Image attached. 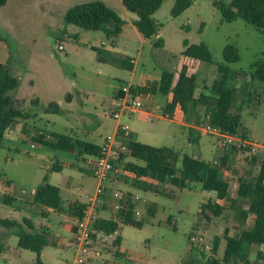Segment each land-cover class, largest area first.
<instances>
[{
  "label": "rangeland",
  "instance_id": "rangeland-1",
  "mask_svg": "<svg viewBox=\"0 0 264 264\" xmlns=\"http://www.w3.org/2000/svg\"><path fill=\"white\" fill-rule=\"evenodd\" d=\"M98 1L124 20L120 36H108L105 31L87 30L66 22L72 8ZM174 5L175 0H165L153 15L159 33L150 40L140 34L135 26L137 15L127 11L122 0H7L0 8V45L9 53L5 64H9L12 75L20 81L19 88L9 95L15 108L31 117L6 133L0 149V219L15 220L22 225L24 219H29L34 225L33 233L50 231L49 244L39 256L20 248L14 232L0 227L3 248L0 264L75 263L77 220L72 221L65 213H55L46 219L29 204L45 179L60 187L65 206L76 202L88 205L99 184L107 186L111 195L132 192L135 219L142 225L120 224L116 233L102 234V239L83 256L85 264H183L201 259L200 252L211 256L216 238L220 240L216 259L222 262L227 244L224 231L228 229L229 235L239 236L251 223L252 217L248 223H240L229 204L237 195L238 179L255 178L262 161L253 163L252 154L246 151L220 147L217 137L206 131L211 125L206 114L217 99L212 90L220 77L219 67L239 72L240 78L234 83L237 100L232 108V112L241 116L239 133L264 146V84L250 76L254 64L264 58V34L242 18L232 23L224 21L213 0H193V5L179 17L172 15ZM114 27L112 24L108 28ZM157 41H162L161 47L155 46ZM200 44L208 47L213 63L185 56L188 47ZM228 45L238 49V63L226 62L224 49ZM99 52L106 59H120L132 65L127 68L116 61L101 62ZM183 67L196 77L195 98L209 96L210 109L200 106L195 111L192 106L186 114L181 110L165 114L171 96L160 89L162 74L177 78ZM123 87L157 90L127 95V103L133 98L141 103L136 112H131L116 99L117 91ZM50 105H57L58 111L48 112ZM116 113L121 114L120 120L114 118ZM119 124L131 128L121 138L131 137L143 145L178 152L181 156L178 174L184 156L218 165L221 177L230 183V195L221 202L226 208L222 215L211 216L209 221L202 218L201 206L218 200L216 193L202 190L198 183L185 188L166 184L158 193L145 192L132 187L133 179L126 176L123 166L115 167L110 179L100 182L92 174L94 157L43 147L37 141L54 135L103 145ZM190 126L198 131L191 135ZM193 136L197 137L196 142L191 140ZM223 156L228 158L226 164L221 163ZM126 162L144 165L133 157ZM56 165L62 170L54 171ZM6 195L15 197L16 203L4 205ZM152 204L156 205L153 215L149 211ZM116 210L117 207L102 210L100 218L110 221ZM67 224L74 231L67 232ZM193 236L197 237L195 242L191 241ZM117 237H121L119 246L114 245ZM258 252L264 254V245L254 246L251 264H264L257 261Z\"/></svg>",
  "mask_w": 264,
  "mask_h": 264
},
{
  "label": "trees",
  "instance_id": "trees-1",
  "mask_svg": "<svg viewBox=\"0 0 264 264\" xmlns=\"http://www.w3.org/2000/svg\"><path fill=\"white\" fill-rule=\"evenodd\" d=\"M165 0H122L123 6L127 11L137 15L135 26L140 34L147 40L152 39L159 33V24L153 19V15L160 9ZM7 0H0V8L6 4ZM214 6L221 12L224 21L232 23L239 18L245 20L248 24L264 34V0H213ZM193 5V0H175L172 9L173 17H179ZM66 22L70 25L82 27L92 31H105L108 36L118 37L122 33L124 20L103 2H92L82 4L72 8L66 15ZM114 24L113 30L108 27ZM156 47L162 46V41L155 43ZM99 60L102 62L116 61L120 67H130L132 64H126L120 59H106L99 52ZM185 56L197 62L213 63L212 54L204 44L188 47ZM264 57V54H263ZM224 58L227 63L234 64L240 61L238 49L235 46L228 45L224 49ZM220 77L216 86L212 90L217 96L216 102L209 117L211 127L218 128L223 132L230 134H240L248 138L246 134L239 133L241 116L232 112L234 103L237 100L235 84L240 78L237 71H231L226 66L219 67ZM251 78L253 81H260L264 84V58L256 62L252 68ZM20 81L12 75L9 64H0V149L4 145L6 133L14 130L16 125L26 121L31 117L15 108V101L9 93L17 90ZM197 88L196 77L189 75L187 68L183 67L177 78L173 74H162L160 89L162 92L170 94L171 101L164 109L165 114H173L176 108H179L185 114L190 111L192 106L195 111L200 106H208L210 109V97L201 95L199 99L195 98ZM157 90V89H156ZM156 90L143 87H130V95L136 96L143 93ZM126 94L122 89L116 93V98H124ZM192 110V109H191ZM58 111L57 105H50L48 112ZM24 130V128H23ZM43 147H49L54 150H68L77 148L82 155H88L95 159L104 156L103 146L88 141L75 139L70 136H49L48 139H37ZM125 151L121 152L120 158L113 162L114 167L123 166L124 172L133 177L134 186L145 192H160L162 185L171 184L178 188H185L191 183H198L202 190L216 193L217 200L223 202L230 195V183L220 175V168L210 161L199 159L192 156H184L182 159V170L178 174L177 165L180 161V155L170 148H154L139 142L126 139L123 140ZM234 151H238L232 148ZM135 158L143 161L144 165L135 162H126L128 158ZM221 163L226 164L222 159ZM262 161L260 173L255 178H239L238 191L235 198L230 201L229 207L235 212V218L242 224L252 217L251 223L245 227L239 236L229 235V230L224 231L226 239V248L222 262L216 259L219 238L214 240L212 254L206 257L200 252L201 259H192L183 264H251V254L254 246L264 245V156H253L252 162ZM54 171H61V166H54ZM93 174V172H92ZM17 199L11 196H4L2 203L4 205H13ZM218 201L204 203L201 206V216L207 221L210 217H220L226 209ZM31 209L43 218L48 219L51 211L63 213L65 211L64 201L61 195V189L57 186L45 182L37 187L35 196L30 204ZM156 205L149 210L151 215ZM86 205L81 203L72 204L69 207V213L77 220L84 218ZM98 210V209H97ZM118 222L111 223L101 219L94 224L92 228V239L94 242L102 234L110 236L116 233L119 225L140 227L141 222L135 219V205L131 199L124 201L118 211ZM248 223V222H247ZM0 227L12 230L18 237L19 247L25 250L41 255L48 246V236L50 231H43L35 234L34 225L29 219H24L23 225L15 220L0 219ZM121 238L117 237L114 241L115 246H119ZM3 248L0 246V254ZM205 260V262H204ZM257 261L264 262V254L258 252ZM38 264H44L39 262Z\"/></svg>",
  "mask_w": 264,
  "mask_h": 264
},
{
  "label": "built area",
  "instance_id": "built-area-1",
  "mask_svg": "<svg viewBox=\"0 0 264 264\" xmlns=\"http://www.w3.org/2000/svg\"><path fill=\"white\" fill-rule=\"evenodd\" d=\"M122 90L126 96L124 98H120L118 100V104H122L126 110L136 112L137 109L141 107V103L135 98H133L130 103H127L126 97L127 95H130V87H123ZM114 118L116 120H120L121 114H114ZM130 130L131 128L129 125L119 124L115 134L109 135L107 137L105 145L103 146L104 156L96 159L95 167L92 171L93 175L99 179L100 182H103L109 178L110 174L115 168L113 162L118 160L120 158L121 152L125 151L126 149L125 146H122L117 142V138L120 135L128 133ZM206 131L217 137V142L220 147L235 148L242 152L246 151L247 153L252 154V156H264V146L255 144L249 138H244L240 134H230L228 132H223L218 128L211 127V125L206 127ZM105 196L106 190L102 185H100L97 188L96 193L89 197L88 205H86V209L84 210V218L77 221V230L74 237L77 256L74 264H85L83 256L87 255L94 245L91 232L94 224L99 219L97 208L104 202ZM112 196L115 199H120L123 197L122 193L120 192H115ZM196 240V236L191 238L192 242H195ZM206 248L210 249L208 246Z\"/></svg>",
  "mask_w": 264,
  "mask_h": 264
},
{
  "label": "crops",
  "instance_id": "crops-1",
  "mask_svg": "<svg viewBox=\"0 0 264 264\" xmlns=\"http://www.w3.org/2000/svg\"><path fill=\"white\" fill-rule=\"evenodd\" d=\"M99 2H102V1H99ZM104 3V2H103ZM105 4V3H104ZM9 59V53H8V51H7V49H6V47L4 46V45H0V64H5V62L7 61ZM117 99V98H116ZM117 101H118V99H117ZM171 101V100H170ZM176 110H180L179 108H176ZM175 110V111H176ZM190 128V132H191V135L193 134V132L194 131H198V128L197 127H194V126H190L189 127ZM126 139H128L127 137L125 138H121V137H118L117 138V142L120 144V145H122V146H124L123 145V140H126ZM130 140H133V141H136L137 142V140L135 139V138H129ZM191 140L192 141H194V142H196L197 141V137L195 136H193L192 138H191ZM106 142V141H105ZM105 142H104V144L103 145H100V146H104L105 145ZM120 142H122V144L120 143ZM60 151H63V152H77L78 154H80V155H82L81 154V152H80V150L79 149H77V148H70V149H68V150H60ZM256 156H261V155H256ZM222 159H225L226 160V163L228 162V158L226 157V156H223V157H221V159L220 160H222ZM83 160V159H82ZM122 169H123V171H124V167H122ZM125 174H126V176H130L128 173H126V172H124ZM221 175V174H220ZM110 177L111 176H109V178L108 179H110ZM132 179H133V177L132 176H130ZM134 180V179H133ZM111 181V180H110ZM100 185H102V184H99V186ZM103 186V185H102ZM58 187V186H57ZM132 187L133 188H135V189H138V188H136L135 186H134V182L132 183ZM60 188V187H59ZM103 188L106 190V196H105V198H104V202L97 208L98 209V213L100 214V212L102 211V210H104V211H106V210H108V209H114V208H116L117 207V210L114 212V214H112V219L110 220V221H107V220H104L103 218H100V215H99V219H101V220H104V221H107V222H111V223H117L118 222V211H119V209L122 207V203L124 202V201H126V200H128V198H130L131 199V202L135 205V217H136V204L133 202V195H132V192H130V191H128V192H123V197L122 198H120V199H115V198H113V196L109 193V189H108V187L107 186H103ZM62 191V190H61ZM32 202V201H31ZM31 202L29 203V204H31ZM76 203H78V202H76ZM219 203H221V202H219ZM75 204V203H74ZM72 204H68V206H65V211L63 212V213H65V214H67V215H69V217H70V219L72 220V221H75L76 222V218L75 217H73V216H71L70 215V213H69V207L71 206ZM84 205V204H83ZM153 205L154 204H152L151 206H150V208H149V210L153 207ZM52 214H55V212H53V211H51V215H50V217L52 216ZM56 214H61V213H56ZM78 221V220H77ZM66 230H67V232H71V231H74V227H72V226H70L69 224H67L66 226ZM99 238L100 239H102L101 237H98L97 239H96V241H95V243H94V245H96L97 244V241L99 240ZM121 238V237H120ZM120 244H121V242H120Z\"/></svg>",
  "mask_w": 264,
  "mask_h": 264
}]
</instances>
